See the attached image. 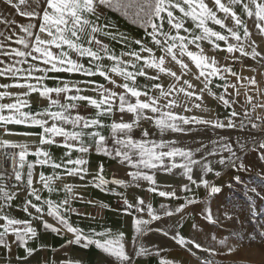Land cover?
Here are the masks:
<instances>
[{"label":"snow or ice","instance_id":"1","mask_svg":"<svg viewBox=\"0 0 264 264\" xmlns=\"http://www.w3.org/2000/svg\"><path fill=\"white\" fill-rule=\"evenodd\" d=\"M0 4L23 20L0 12V80L6 81L0 82V159L4 165L0 167V248L10 257L7 264H13V246L25 252L15 257L16 264H29L38 251L46 250V245L28 246L41 230L71 234L61 251L71 245L84 249L94 245L112 258V264H135L140 257L158 254L159 249L142 242L151 232L170 237L195 257V264H216L214 257L221 253L214 245L226 247L228 253L236 251L227 238L217 240L211 232L205 234L208 242L204 243L186 238L177 229L188 206L197 203L195 189L203 187L209 196L222 191L206 178L221 175L214 165L249 169L227 137L197 141L196 147L181 146L175 137L194 135L201 129L251 133L252 149L264 161V90L255 75L242 76L232 67L241 57H250L264 68V0H0ZM110 12L138 25L143 35L129 37L120 31ZM106 40L118 43L121 50L117 53ZM220 53L225 57L218 58ZM61 73L83 79H67ZM34 95L46 104L39 111L32 110ZM209 98L226 110L224 118L213 113ZM91 109L94 114H89ZM145 123L155 127L159 138L152 137ZM16 126L40 131L17 132ZM137 130L139 138L134 135ZM53 145L65 149L63 159L53 157L49 150ZM236 145L243 151L247 142L237 138ZM93 150L114 160L129 179L106 178L103 163L93 172L89 160ZM158 174L179 176L181 182L176 187L162 185ZM232 179L243 184L239 176ZM141 182L147 183V192L170 201L183 196V202L161 203L156 209L142 196L130 200L117 191L141 188ZM89 186L117 195L121 201L118 214L130 217L134 225L130 245L123 232L102 226L86 232L74 226L73 214L91 217L75 204H96L78 191ZM248 191L264 199L256 188L247 189L245 195ZM61 194V199H53ZM21 196L25 197L22 203L15 205ZM17 210L26 218L14 215ZM201 216L213 227L221 224L210 207ZM165 218L174 220L171 227H152ZM232 218L224 214V219ZM191 227L201 230L195 220ZM247 239L264 243V224L248 233ZM43 264L57 261L46 258ZM159 264L175 262L161 258Z\"/></svg>","mask_w":264,"mask_h":264},{"label":"rangeland","instance_id":"2","mask_svg":"<svg viewBox=\"0 0 264 264\" xmlns=\"http://www.w3.org/2000/svg\"><path fill=\"white\" fill-rule=\"evenodd\" d=\"M108 15L113 16L110 18L119 25L120 31L127 33L129 37L139 38L143 35L142 29H140L138 25L131 23V21L122 17L118 12H110ZM217 30H219L218 26ZM106 42L109 43L110 46L117 51V53L121 50V46L118 43L107 40ZM219 55L221 58H223L226 54L220 53ZM236 55L238 56L239 54L237 53ZM105 63L107 64L109 62L105 61ZM232 64H234V66H232L233 69L242 76L251 77L255 75L260 88L264 90V68L258 67L256 61L252 60L250 57H241L239 62ZM245 68L248 69L246 72H244ZM249 69H256V71L253 72ZM97 80L102 83L104 82L103 79L99 77H97ZM141 82H143V80H141ZM232 82H236L235 78H232ZM215 83L223 82L216 80ZM243 83H246V81ZM237 86L239 87V85ZM251 87L252 86L249 85V88ZM240 91L243 94L244 88H240ZM241 99H243V96H241ZM208 106L213 110L214 113H218L220 118H224V116L227 114L226 110L222 107H218L217 102L213 100L208 102ZM42 107L32 106V110L39 111ZM237 110L240 111V108H237ZM143 127L150 129L153 138H159V133L153 125L145 123ZM104 135H109L108 129H104ZM134 135L139 138L141 132L137 130L135 131ZM252 135L253 134L251 133H239L233 130L213 131L212 129H208L205 132L203 129H201L194 135H182L175 137L181 141V146L185 147H196L198 146L197 141L208 143L211 140L218 139L219 136L227 137L233 144L234 150L237 151V154L243 159L244 164L249 169L248 171H236L230 167L223 168L218 164L214 165L216 171H220L221 175L217 177L214 174H208L206 178L220 186L222 191L215 195L209 196L207 189L203 187L195 189L197 203L188 206L185 219L181 222V226L177 229L186 238L195 237L197 241L200 242L207 243L208 241L205 234L211 232L216 236L217 240L227 238L229 245H236V251L232 253H228L226 247L214 245L221 253L220 255L214 257L216 264H264V243H260L258 240L249 242L247 239L248 233L254 232L258 225L264 224V199L256 197L255 194L251 193L250 191H248V194L245 195L247 189L256 188L257 192L264 196V180L261 178L264 176V161H261L258 156V152L252 149ZM237 138L247 142L246 148L243 151H241L236 145ZM109 144L111 145V141H109ZM224 154L227 155V153ZM56 160L59 161L58 159ZM89 160L91 168L93 172H95L98 164H104V162H109L112 159L94 151L91 152ZM104 169L106 178L111 179L113 176L111 175L110 171H108L106 167H104ZM43 171L50 173L51 169L45 168ZM234 176H239L243 184L236 183L232 179ZM157 180L163 183V185L171 184L173 186V183L178 185L180 183L178 181H180L181 178L179 176L158 174ZM230 183L231 187H229ZM244 185H247V189ZM128 190L129 188H117L118 192H124L126 196H128ZM78 191L81 192L86 199L96 201L95 206L81 202L76 203V205H81L85 209H88L87 211H84L85 213H101L103 215L102 217L108 219L109 221V213L116 212L115 223L117 227V233L123 232L125 238L129 240L131 244L133 237L135 236L134 225L130 217L118 214L117 210L121 208V201L117 195L102 192L91 186L87 188H80ZM44 195L47 196V192H45ZM188 195H192V193H189ZM137 196L144 197L146 203H151L156 209H159L161 203L176 205L183 202V196H181L180 201H170L159 197L158 195H155L152 200H149L143 190L138 191ZM14 203L15 205H18L16 201ZM105 205H107V207H105ZM206 207H210L216 217L221 221L219 227H213L202 219L201 212ZM225 213L232 216L233 218L231 220L224 219ZM255 213L260 214L255 215ZM101 219L104 220L103 218ZM193 220L197 221L201 225L200 231H195L192 229L191 225ZM173 223V219L165 218L162 223L154 222L152 227L154 229L171 227ZM236 234H238L240 237H243L244 239H238ZM142 242L148 247L160 250L158 254L149 256L150 260H154L156 255H164L167 257L166 251L163 253L164 248L165 250L166 248H177L181 250L180 262L182 264H195V257L190 255L184 248L180 247L170 237H165L158 232L147 233L143 237Z\"/></svg>","mask_w":264,"mask_h":264},{"label":"crops","instance_id":"3","mask_svg":"<svg viewBox=\"0 0 264 264\" xmlns=\"http://www.w3.org/2000/svg\"><path fill=\"white\" fill-rule=\"evenodd\" d=\"M2 11H7L8 13H10L12 18L17 19V21L19 22H23L22 18L16 16L13 10L5 9L4 6L0 4V12ZM110 17H113V16H110ZM0 28H2V26H0ZM218 58H221V56L219 55ZM232 66H234V64H232ZM246 70L248 69L245 68L244 72H246ZM60 75L64 76L67 79H83V77H80L79 75H68V74H63V73H61ZM0 82H6V81L0 80ZM48 83H49V86H55L54 82L52 81H48ZM32 99H33L32 106H39V107L46 106L45 102H43L42 99H38L35 95L33 96ZM210 101H211V98H209L208 102ZM93 112H94V109L89 110V114H93ZM124 118L127 120L129 117L125 116ZM13 130L17 132H25V131L38 132L40 131L38 128H25L23 126H16L14 127ZM2 138L19 140L21 142H24L25 140L24 137H19V136H12V137L4 136ZM28 142L31 143V141H28ZM49 150L51 151L54 158L58 160H61L64 158L65 149L63 147L53 145V146H50ZM92 152H94V150ZM76 155L77 153L74 152L73 158H75ZM28 159L33 160L35 159V157L29 156ZM104 167H106V169L110 171L112 176H116V178L125 179V180L129 179L124 169H120L116 167V162L114 160H110L109 162H104ZM39 171H41V169L37 168V172ZM158 182L161 183L159 180ZM178 182H181V180ZM161 184L163 185V183ZM176 185L177 184L173 183V187H176ZM146 189H147L146 182H141V188L129 187L128 197L130 198V200L134 199L137 196L138 191L143 190L146 194V197L149 200H152L156 194L147 192ZM24 198L25 197L21 196V197H18L15 201L18 203V205H20ZM61 198L62 196H55V195L53 196V199L55 200H59ZM75 207L81 209L82 211L88 210L82 207L81 205L79 206L75 204ZM112 213L111 212L109 213V217H110L109 221L108 219L102 217L103 215L101 213H93L91 214V217L89 216L80 217V216L73 214L71 216V221L74 224V226H79L80 228L84 229L86 232L90 228H96L99 231L101 230V226H102L105 228H111L113 232L117 233V230H116L117 227L115 223L116 222V219H115L116 212H112ZM14 215H16L19 218H26L25 214L20 210H17L16 212H14ZM101 218H103L104 220H102ZM69 239H71V234L66 233L63 236H60V235H56L51 232H44L41 230L38 238L33 241H30L28 246L32 248H37L40 245H46L47 249L38 251L33 257L30 258L29 264H43V261L46 258L55 259L57 261V264H59L60 261H74V262L80 261L81 264H112V258L102 253L94 245L89 246L87 249H84L77 245H71V246L64 247L63 250L61 251L60 250L61 246L65 245L66 241ZM125 240L127 241L128 245H130V241L127 240L126 238ZM165 251L167 253V257H165L164 255H160V256L156 255V257H154L155 258L154 260L153 259L150 260L149 256L140 257L136 260L135 264H159V261L161 258L173 261L175 262V264H182L180 262V255H181L180 249L166 248L165 250L164 248L163 253ZM24 255H25V252L23 248L13 246L12 257H11L13 264H16L15 262L16 256H24ZM9 258L10 257L5 254V250L0 248V264H7V261L9 260Z\"/></svg>","mask_w":264,"mask_h":264},{"label":"built area","instance_id":"4","mask_svg":"<svg viewBox=\"0 0 264 264\" xmlns=\"http://www.w3.org/2000/svg\"><path fill=\"white\" fill-rule=\"evenodd\" d=\"M4 166L2 159H0V167Z\"/></svg>","mask_w":264,"mask_h":264}]
</instances>
